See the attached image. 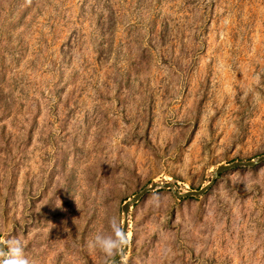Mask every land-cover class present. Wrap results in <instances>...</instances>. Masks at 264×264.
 <instances>
[{"label":"rangeland","instance_id":"374dc122","mask_svg":"<svg viewBox=\"0 0 264 264\" xmlns=\"http://www.w3.org/2000/svg\"><path fill=\"white\" fill-rule=\"evenodd\" d=\"M263 154L264 0H0L6 264H108L142 188ZM127 239L116 264H264V161L149 191Z\"/></svg>","mask_w":264,"mask_h":264},{"label":"water","instance_id":"95a60500","mask_svg":"<svg viewBox=\"0 0 264 264\" xmlns=\"http://www.w3.org/2000/svg\"><path fill=\"white\" fill-rule=\"evenodd\" d=\"M263 161H264V154L252 160H234L229 163L218 165L216 169L213 171V173L211 174V178L209 179V181L204 186L200 187L199 189L180 191L177 189L176 185L170 181H160V182L154 181L150 185L145 186L138 193L134 194L131 198H129L123 203V207H122L123 227L121 230L123 247L121 251H119L117 255L113 257L108 264L118 263L122 259V257L125 255L128 249L127 230H128V219H129L130 207L133 204L137 203L149 191L155 190L157 188H166V189H170L173 192L174 196L177 198L200 196L204 194L215 183L216 179L221 173L229 169L235 168V167H253ZM0 251L2 253L1 264H6L7 252H6L5 247L2 245V243H0Z\"/></svg>","mask_w":264,"mask_h":264},{"label":"clouds","instance_id":"9594fccd","mask_svg":"<svg viewBox=\"0 0 264 264\" xmlns=\"http://www.w3.org/2000/svg\"><path fill=\"white\" fill-rule=\"evenodd\" d=\"M117 235L116 239H105L103 241L100 240L99 237L96 238L97 245L101 247V250L104 251L107 255H111L112 249L117 248L118 245L122 242L121 237L118 233V230H116ZM9 254L11 257L14 258V264H26V262L21 259V249L19 246V243L16 241H10L9 242ZM10 264H13V262H10Z\"/></svg>","mask_w":264,"mask_h":264}]
</instances>
